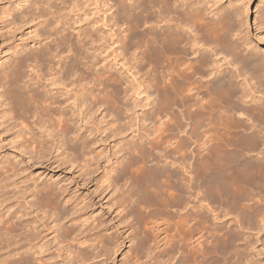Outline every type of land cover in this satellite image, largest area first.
Listing matches in <instances>:
<instances>
[{"label": "bare ground", "instance_id": "bare-ground-1", "mask_svg": "<svg viewBox=\"0 0 264 264\" xmlns=\"http://www.w3.org/2000/svg\"><path fill=\"white\" fill-rule=\"evenodd\" d=\"M23 1L28 4L23 9L18 6L19 12L10 8L4 12L12 16V28L38 19L42 27L35 29L34 48L0 65V97L9 106L3 116L10 121L17 120L11 116L15 110L40 119L41 135L28 122L26 131L18 130L31 158L43 159L61 147L68 153L57 158L61 165H74L87 156L80 176L88 185L94 182L99 170L96 156L102 155L94 148L101 130L94 114L105 107L122 123L124 110L128 111L122 101L127 88L118 71H112L118 64L128 71L152 72L151 86L166 96L157 97L149 116L154 127L147 134L149 141L129 142L127 159L101 180L99 193L112 191L109 204L121 208L117 216L127 229L117 235H94L103 223L93 225L90 201L80 198L69 184L36 183L29 192L14 193L23 198L15 210L18 218L0 214V264H115L113 254L128 240L132 241L131 253L121 264H167L176 258L181 264H264L254 257L257 251L264 254V55L254 51L244 33L245 13L232 5L214 7L216 3L211 5L210 0H96L97 19L72 24L74 17L67 20L66 11L77 13L80 0ZM262 16L264 24V12ZM116 43L118 48L113 47ZM106 48H113L115 62H108L101 71L96 68L98 60L92 58ZM44 75H52L45 86L41 82ZM192 82L194 92L189 89L194 94H184ZM172 100L189 116L176 114ZM187 102L194 108V119ZM84 117L87 124L96 126L86 127L94 135L91 138L82 133ZM185 119H191V127L186 139H180L184 146L173 145L168 137L174 138ZM133 122L117 125L114 133L122 134ZM194 146L200 156L197 180ZM2 164L0 201H8L11 195L5 188L16 182L12 177L18 169L9 159ZM198 185L205 186L212 199L233 204V228L218 223L229 219V212L210 214L203 207L194 213L193 194ZM27 195L33 199L28 201ZM196 198L201 203L204 199ZM244 199L255 201L242 206ZM32 208L45 216L28 218ZM181 209L188 211L185 218ZM55 231L53 239L58 241L53 243L49 235ZM195 233L199 241L192 245ZM52 243L59 246L54 248ZM153 252L158 256L154 254L152 261L149 255ZM145 255L151 257L149 262L140 261ZM100 256H105L102 262L96 260Z\"/></svg>", "mask_w": 264, "mask_h": 264}, {"label": "rangeland", "instance_id": "rangeland-1", "mask_svg": "<svg viewBox=\"0 0 264 264\" xmlns=\"http://www.w3.org/2000/svg\"><path fill=\"white\" fill-rule=\"evenodd\" d=\"M195 1H198V0H195ZM210 1H212V3L210 2L211 5H213V3L217 4V5L215 4L214 7L218 6V7L222 8L223 6L225 7V6H229V5L231 6L232 5V7L234 6L235 8L241 10L242 14L245 13L244 14L245 15L244 16V22H245L244 23V25H245L244 29L246 31H244V33H247V36L249 37L252 45L255 47L254 51H259L260 54L264 55V24L261 23V21H262L261 18L263 17L262 15L264 12V0H210ZM80 2H81V4H80V6H78V8L80 7V10L78 9L79 13L77 10V13L79 15L75 11L70 12V9H67L69 12L65 10L66 14L68 13L67 17H66L67 20L70 17H74V18L70 19L72 21L71 22L72 24L74 23V20H76V21L77 20H79V21L84 20L85 21L87 19H91V20L95 21L99 15L96 13V0H80L79 3ZM25 4H28V2L26 3V1H23V0H0V65L5 63L8 60H13L15 57L20 56L21 51L23 54H25V53L29 52L33 46L34 47L36 46V44H35V36H36L35 29H39L40 27H42L41 25L38 24L39 19L34 20V21L26 20L24 23L20 24L19 27L17 26L15 28H12L13 24H11V22H9V21H11L12 16H6L4 13L5 10L8 8H10L12 10L13 9L16 10L15 12H19V9L22 10L23 7H26ZM18 6H21L22 9H21V7H18ZM12 12H13V14L15 13L14 11H12ZM85 13L87 15H85ZM88 13H89V16H88ZM6 17H8V18H6ZM59 26H61V24ZM86 26H89V25L86 24ZM98 26H100V24H98ZM60 29H62V27ZM69 31H68V33H70V36L74 37L73 30L69 29ZM236 38H237V36H234V39H236ZM113 47L118 48L117 43L114 44ZM243 50H246L245 52H248V50H250V49L244 48ZM99 51H98V56L92 58V60L93 59L98 60L97 61L98 64L96 63L98 67H96V68L101 70V71H105L103 66H106L108 64V62H111V63L115 62V56L116 55H115V53L112 52L113 48H106L103 50L100 49ZM66 54H67V52H66ZM70 55H71V53H70ZM126 56H127L126 58H129L130 55H126ZM191 56H194V55H191ZM120 59H122V56ZM57 61H58V59L57 60L55 59L56 63L54 64V62H53L52 64L58 65ZM117 66L116 67L114 66L112 71L113 72L118 71L117 75L121 76V78L123 79V88H125V87L127 88V91H125L126 93L122 94V96H123L122 101L124 103V106H126V108H128V111H125L127 109L124 110V114H123L124 118L122 120V123L119 120L117 121L115 119L116 118L115 116L117 115L115 112L108 111L107 109H105V107H101L100 111H98V113L94 114V115H96V117L94 116L96 119L94 118L93 120L96 121L95 123H97L96 124L97 128H101L100 132H98L96 135V138H97L96 141L97 142H96L94 148H95V150H97V152H102V155L96 156L97 152H95V156L98 160L97 164L99 165V170H98V172H96V174L94 176V177H96L94 179V182L90 183L89 185H88V183H84L82 177L80 176V172H81L80 166H82L84 164V162L88 161L89 158L87 156L78 159V161H77L78 163L75 161L76 163L74 162L75 163L74 165H69V164L61 165L60 164L61 161L60 160L57 161V158H63L65 155L66 156L68 155V153L66 151H63L64 148L61 147V148L56 149V151H53L52 154L46 155V157L43 159L31 158L30 157L31 155L29 153H27L24 150V147L22 146L23 145L21 142L22 138L18 137L17 135L20 133V130H19L20 128L22 130L24 129V131H26L25 128L27 126V122L29 123L28 125H31L32 127H34L33 129H34L35 133H37V134L39 133V135H41L43 128L40 129V127H39L40 119H38L37 116H34V117L31 116L32 113H30V112H29V114H25L27 112H24L23 110H19L20 112L17 111V113L18 112L21 113V115H20V114H17L15 112L16 111L15 110L12 112L13 114L11 113V116H12V119L16 116L17 120L14 119V120L10 121L8 118L9 116L7 117V115H6L7 118L3 116L6 112V110H9V106H6L5 104L1 103V101L3 99L0 97V163H1L0 166L3 165L2 163L5 160L9 159V161L14 163L18 169V173L12 177V179H14L16 177V182H14L7 189L5 188V190H7V195L8 194L11 195V198L8 201H0V214H3L4 215L3 217L9 218L12 220H15L16 218H18L19 214H16L15 210L19 207V203H20L19 200L23 201V198L22 197L16 198V196L17 195L19 196L21 190L27 189V191L29 192L30 189L34 188L33 186H35L36 183L41 185L44 182H51V181L56 180V181L61 182V184H63V185L69 184L72 191L74 193H76L80 198H85L86 200L90 201L91 208L88 210V212H89V214L92 213L93 219H95L93 222L94 223L93 225L96 226L98 224L103 223L102 225H100V227H102V228H100V229L97 228V231H96V229L94 230L95 231L94 235H97L100 233L101 234L113 233V234L117 235V231H121V230L125 231L127 229L126 227L122 226V224L119 220V217L117 216V214L119 213L118 210L121 211V208L119 209L116 207H112L109 204V202L111 201V198H112V191L106 190L104 193L103 192L99 193L101 190L100 186L102 184L101 180L103 179V176L109 172V170L114 169V168L117 169L120 166L121 161L124 159L125 160L127 159V157L129 156V153L126 151V148L129 146L128 145L129 142H137V143L140 142L141 143V141H142V143L146 144L147 141H149L147 134L151 130L153 131V129H154L153 124L150 123L151 119H149V116L152 114L153 109L158 102V98L164 97V96H166V94L164 93L163 90H162V92L161 91L158 92L157 88L155 89L154 87L151 86L150 78L153 75L152 72H150L146 69L138 71V69L135 70L134 68L131 69V71L129 70L130 71L129 72L127 69V66L122 67L121 64H118ZM231 68L235 69L232 66H231ZM26 69H27V70H25L26 73H29V72H27V71H29V69L28 68H26ZM108 73L109 72H105V75H108ZM105 75L103 76L104 79L106 77ZM51 77H52V75H49V76L44 75V78H42V80H41L42 83L44 82L43 83L44 86L46 85V82L48 83L47 79L48 78L50 79ZM138 83H139V85H138ZM189 86H190V84L187 85L188 88L185 86V88L183 89V92L186 95H188L189 92H190V95H193L194 94V93H192V90L194 92L193 82H192V87H189ZM189 88H191L192 90H190ZM190 100H191V98H190ZM190 100H188V101H190ZM192 101L193 102L190 101L191 104H194V99ZM172 102L175 105L174 106L175 108L173 109L174 112L176 114H183L184 111H182V110L184 108L183 107L181 108V106H179L178 103L176 104L175 101L172 100ZM190 102H187V103L189 105H191ZM188 108H189V112L190 111L192 112V110L194 111V108L192 105H191V107H188ZM191 108H192V110H191ZM129 110H131V111H129ZM185 114H187V112ZM187 115L189 116V114H187ZM193 115L194 114L192 112L191 117ZM30 117H32V118H30ZM87 119H88L87 117H86V119L84 117L83 120L80 121V123L84 127V128L82 127V129H83L82 133L84 135L89 136L90 130H86V127L90 128V125L92 126V124L94 125V128L96 126L93 122L90 124H87ZM125 119H127V120H125ZM191 119H188L189 121L185 119L184 121H187L185 123V125L180 127L179 130L177 129V132H174L175 134H177L176 136L174 134V138L178 139V140H176L177 143H175V139L173 138V135L172 136L170 135L168 137V139L170 138L169 140H171V142H173V145H176V144L183 145L184 144L183 143L184 141H180V139L184 140L188 136L187 133L191 127V125L189 124ZM193 119H194V116H193ZM7 120H9V123L5 122ZM130 120L134 121L133 125L129 126L127 124L128 128L126 127V129H124L122 134L114 133L115 127L117 125L121 124V126H122V125H124L123 123L128 122ZM193 121L194 120H192V123H194ZM12 122H16L17 124L18 123L19 124L17 126L16 125L14 126V124ZM85 122H86V124H85ZM112 127L114 129H112ZM39 129L41 130V132L39 131ZM18 130H19V133H18ZM179 132H180V134H179ZM43 136H45L47 139L50 138L49 140H52L51 137L47 136V133H44ZM92 136H94V135H90V138ZM151 136H153V135H151ZM194 140H195V137H194ZM179 141L182 143H179ZM193 145H194V143H193ZM198 152H199L198 149H196V147H195L194 148V178L196 180H197V176H198V174H196V173L198 172L197 168H199V160H200L199 159L200 156L198 155L199 154ZM170 159L172 160L173 158L171 157ZM109 174H113V172H111V173L109 172ZM195 179H194V183L196 184L197 181ZM97 184L99 185V188H98ZM195 184H194V186H195ZM203 187L206 188L205 186H199V188H196V189L194 188L193 198L195 197L194 198L195 202L193 201L192 203L194 204V206L197 205L193 209L194 213H196V212L198 213L199 212L198 210H200L203 207H204L203 208L204 211L205 212L210 211V214L212 212H222V214L229 212L230 213L229 216H231V217L229 219H227L225 217V219H223L224 221L221 220L218 223L223 222L224 225H227L229 227H232V226L234 227L235 223H234V219L232 218V214L235 210L233 209V207H234L233 204L222 203L219 200L217 201V200L212 199V197L210 196L211 195L210 192H205V189ZM96 188L99 189L97 192H96ZM8 191H10V192H8ZM206 191H207V189H206ZM14 193L16 196L14 195ZM206 193H207L206 196L203 195ZM208 194H209V197H208ZM12 195H14V196L12 197ZM196 196H199V197L202 196V198H204L202 200V203L196 202V199H197ZM204 196L207 198H205ZM26 199L28 201L32 200L33 196L27 195ZM0 200H1V198H0ZM254 201L255 200L252 201L251 199H244L242 201V206H247L249 204V202L253 203ZM35 210L33 208H32V211L30 210L31 212H30V215H28V218L33 219L35 217V214H37L38 217H40V218H42L41 217L42 215L45 216V214L44 213L42 214L41 211H37V209H35ZM181 213H183L184 215L182 214V216L181 215L180 216L182 218L183 217L185 218L188 211H186V209L185 210L181 209ZM221 216H222L221 218H224L223 215H221ZM213 217H214L213 215H212V217L210 216V219L211 218L213 219ZM46 218H47L46 221L51 222V220H52L51 217L50 218L46 217ZM55 224H56L55 222L50 223V225L54 226V227H55ZM79 226H80V224H79ZM98 231H99V233H98ZM130 231H131V229L129 231H127L128 233L127 232L125 233L124 237H126ZM56 233L57 232L55 231L49 235V239L51 238V242H53V243L58 241V240L53 239L54 235L56 236ZM195 234L196 235H195L194 239L192 240L193 241L192 245L198 243V241H199L196 239L199 237L198 233H195ZM53 243H52V245H54V248H56V246H59V244L57 245L55 243L56 244V246H55V244H53ZM64 245H66V244L64 243ZM131 246H132V241L128 240V241H126V245L124 246V248L120 252H118V254H115V255L113 254L112 259H115V262H116L115 264H121L123 262V258L125 257V255H128L131 253L129 251ZM259 249H261V246H259ZM154 254H157V253L153 252V254L149 255L152 258L149 257L148 255H145L144 257H142L143 259H141L140 261H144V263H146L147 261L149 262L150 258L153 261V257H154L153 255ZM157 256H158V254H157ZM254 257L261 260V261L264 260V254L261 251H257L254 254ZM104 258H105V256H100L96 260L98 262H102L104 260ZM172 261L171 262L168 261L167 264L169 262H170L169 264H171ZM150 262H149V264H150ZM174 262L176 264H181V262L178 261V258L174 259L173 263Z\"/></svg>", "mask_w": 264, "mask_h": 264}]
</instances>
